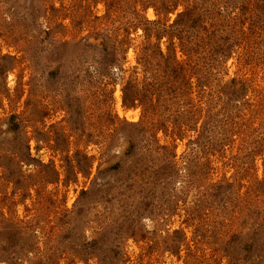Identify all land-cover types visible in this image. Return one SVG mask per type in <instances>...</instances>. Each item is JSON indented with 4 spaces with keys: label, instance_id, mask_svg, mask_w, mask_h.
I'll list each match as a JSON object with an SVG mask.
<instances>
[{
    "label": "rangeland",
    "instance_id": "374dc122",
    "mask_svg": "<svg viewBox=\"0 0 264 264\" xmlns=\"http://www.w3.org/2000/svg\"><path fill=\"white\" fill-rule=\"evenodd\" d=\"M0 264H264V0H0Z\"/></svg>",
    "mask_w": 264,
    "mask_h": 264
}]
</instances>
